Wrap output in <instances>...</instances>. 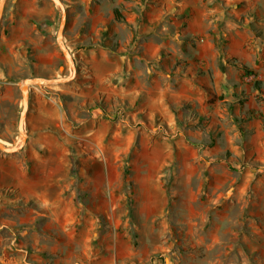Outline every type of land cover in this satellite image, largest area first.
<instances>
[{
	"label": "rangeland",
	"instance_id": "rangeland-1",
	"mask_svg": "<svg viewBox=\"0 0 264 264\" xmlns=\"http://www.w3.org/2000/svg\"><path fill=\"white\" fill-rule=\"evenodd\" d=\"M60 1L69 79L52 1L0 18L6 146L39 80L0 150V264H264V0Z\"/></svg>",
	"mask_w": 264,
	"mask_h": 264
},
{
	"label": "water",
	"instance_id": "water-1",
	"mask_svg": "<svg viewBox=\"0 0 264 264\" xmlns=\"http://www.w3.org/2000/svg\"><path fill=\"white\" fill-rule=\"evenodd\" d=\"M52 1L59 9H60V20H59V25L56 31V40L59 44V47L63 50L64 56L68 62V67H69V75L67 79L72 78L75 74V65L68 53V51L65 49L64 44L62 42V36H63V27L65 23V18H66V13L63 7V4L60 0H50ZM4 2L5 0H0V18L3 12V7H4ZM62 79L54 78L51 81H61ZM38 79L36 78H29L26 79L21 87V92H22V108L20 111L19 119H18V131H19V138L18 140L10 145L6 146L5 144L0 142V150L6 152V153H12L16 152L18 150H21L22 147L24 146L25 140H26V133L24 130V125H25V118H26V112L28 108V85L32 83H38Z\"/></svg>",
	"mask_w": 264,
	"mask_h": 264
},
{
	"label": "trees",
	"instance_id": "trees-1",
	"mask_svg": "<svg viewBox=\"0 0 264 264\" xmlns=\"http://www.w3.org/2000/svg\"><path fill=\"white\" fill-rule=\"evenodd\" d=\"M114 12H115V14H116V18H118V19L122 18L121 16H118L119 13H118V10H117V9H115ZM117 16H118V17H117ZM236 64H237L240 68H242L243 70L248 71V69L246 68V66L243 65L242 63H236ZM254 84H255L256 87L258 88L259 81H257V80L254 81ZM205 90H206V94L209 96V101H210V102H213V100L216 98V96H215L213 93H211V91H210L209 89L205 88Z\"/></svg>",
	"mask_w": 264,
	"mask_h": 264
},
{
	"label": "bare ground",
	"instance_id": "bare-ground-1",
	"mask_svg": "<svg viewBox=\"0 0 264 264\" xmlns=\"http://www.w3.org/2000/svg\"><path fill=\"white\" fill-rule=\"evenodd\" d=\"M40 81H43V80H40Z\"/></svg>",
	"mask_w": 264,
	"mask_h": 264
}]
</instances>
